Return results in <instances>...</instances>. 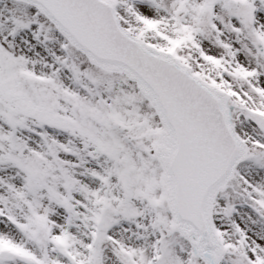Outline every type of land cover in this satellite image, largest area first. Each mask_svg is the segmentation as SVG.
<instances>
[{
    "label": "snow or ice",
    "instance_id": "obj_1",
    "mask_svg": "<svg viewBox=\"0 0 264 264\" xmlns=\"http://www.w3.org/2000/svg\"><path fill=\"white\" fill-rule=\"evenodd\" d=\"M0 264H264V0H0Z\"/></svg>",
    "mask_w": 264,
    "mask_h": 264
}]
</instances>
